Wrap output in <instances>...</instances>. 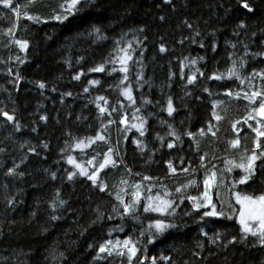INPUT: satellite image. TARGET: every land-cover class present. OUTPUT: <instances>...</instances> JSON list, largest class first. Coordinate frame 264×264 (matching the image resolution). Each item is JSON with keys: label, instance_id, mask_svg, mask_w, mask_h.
<instances>
[{"label": "trees", "instance_id": "trees-1", "mask_svg": "<svg viewBox=\"0 0 264 264\" xmlns=\"http://www.w3.org/2000/svg\"><path fill=\"white\" fill-rule=\"evenodd\" d=\"M12 3L13 7H20L21 10L15 38L27 40L29 47L22 51L11 42L9 35L4 34L17 23V19L13 12L0 4V108H5L10 113L15 110L16 117L23 126L20 132L15 133L11 125H3L4 118L0 117V147L7 149L5 154H0V264H120L121 258L116 256H101L97 259L98 246L105 239L123 240L127 236L135 238L139 229L146 227L153 219L160 218L159 214L143 213L141 210L138 215L142 224L131 219L105 220L103 224L88 228L83 235L80 232L81 228L87 227L95 218L94 210L97 205L105 215L111 214L112 206L117 204L115 195L123 187L120 184L122 179L129 181L130 194L131 184L140 182L143 175L159 177V181L154 179L144 183L147 186L156 185L153 194L157 191L163 194L160 189L162 183L175 197L179 195L175 192L176 187L194 178L200 188L187 190L189 194L194 195L201 189L204 179L205 169L199 167L201 155L208 154L205 163L209 169L215 164L219 175L220 170L226 167L225 161L239 162L245 147L251 154L255 133L243 123L251 106L244 99L237 100L223 95L227 89L234 92L248 90L247 82L241 85L240 81L234 79L214 81L198 77L196 84L187 86V91L191 93L188 96L184 87L186 80L180 77V61L184 57L203 56L205 59L200 61L197 67L207 77L216 71L225 73L231 67L229 55L235 52L233 59H237L239 67V58L243 56L244 48L242 44L237 43L238 40L249 43L252 52L261 51L262 46L258 39L253 42L249 36L236 37L233 31L240 19H245L250 24L249 34L253 30L259 32L264 28V0H255L257 12L251 18L236 8L235 0H175V10L168 6L161 7V0H97L99 7L84 8L64 23L52 19L63 0H36L35 4H30V0H12ZM229 6L233 11L226 15L225 9ZM25 11L39 15L48 22L28 21L23 18ZM162 15L166 17L165 21L159 19ZM184 19H188L201 31L206 46L215 40V52H212L210 47L202 49L199 44L185 39L194 33L182 25ZM93 26L100 27L101 35L107 39L101 40L97 35H89ZM140 28L145 31L139 32ZM213 31L216 33L214 38L208 35ZM122 34H126L125 41L133 43V60L140 61L129 64V77L137 106L141 103L142 95L151 100L153 105L158 100L164 105L167 96L171 95L177 112L173 117H168L166 112H159V105H149L144 109V113L159 112V118L154 116L149 119L148 134L145 137H139V134L132 130L127 134V142L123 140L120 131L122 125L117 123L108 126L103 134L109 137L111 146L118 148L120 156L123 157V163L118 164V167L109 166L100 174L109 185L108 191L112 195H108L99 192L85 177L78 176L73 181H68L67 172L76 170L67 163V157L71 155L79 163L87 164L88 160L96 156L95 163L99 164L103 153L108 150L109 144L104 142H97L83 150L77 149L75 141L94 137L101 131L103 124H107L108 117H104L102 123L98 118V109L95 104L90 103L96 96H105L110 107H119L118 101L124 105L128 104L116 87L122 73L109 75L111 65L105 73L88 71L108 57L115 47L114 41L120 39ZM145 36L147 40L144 39ZM161 37L168 48L166 53L159 52ZM137 38L143 43L136 44ZM181 39H185L184 44L179 43ZM228 42L237 43V47L231 48ZM17 57L20 59L17 60ZM81 57L84 58L83 61ZM245 59L248 63L245 68L240 69L242 76H248L253 69H264V59H253L250 56ZM116 67H119V64ZM141 70L148 83L144 84L143 88H138L136 74ZM81 71L85 72V75L79 81L73 79ZM183 71L187 76L191 75L194 69L189 66ZM16 73L20 76L18 81ZM170 73L176 74L171 81L172 86L163 87L162 90V86L169 83ZM94 79L101 81L100 86L89 84V81ZM38 82H44L46 87L40 89ZM253 83L259 87L262 81L257 77ZM86 87L89 88L88 92H84ZM205 87L209 88L212 95L203 91ZM68 92L72 95H66ZM220 100L224 101V104L215 111L222 119L217 122L212 115L213 103ZM126 110L131 120L134 109ZM41 116H47V122L41 120ZM113 118L118 121L119 115L113 113ZM160 119L173 123L181 133H198L201 128L207 130L211 122L216 134L197 135L196 141L183 136L182 146L173 150L161 148L156 139L157 133L165 137V142L172 138L167 136L168 128L160 124ZM238 120L241 123L237 125L240 129L237 137L232 124ZM249 123L255 127V121ZM33 128H36L35 132L32 131ZM134 138L143 140L148 150L141 153L132 143ZM236 138L240 139V147L233 149L229 141ZM197 141L199 152L196 151ZM26 142L38 146L39 155L28 154L27 161L21 166V171L25 172L23 178L4 176L7 168L12 166L13 159L18 163L27 153V148L19 147ZM43 143L48 144L47 149L42 147ZM261 143L264 145V138H261ZM153 151L155 156H151ZM180 157L184 158V165L180 164ZM115 158L119 161V156ZM169 160L173 161L178 170L174 176L169 175L167 170ZM189 161L196 169L195 174L180 171ZM125 165L132 170L131 175L126 172ZM53 172L56 173L55 180L50 178ZM241 174L239 169L230 174L225 173L235 179ZM57 190L60 192V198L68 203L54 213L61 219L52 221L50 216L53 212L49 205ZM237 190L255 195L264 193V176L258 173L256 179L247 185H239ZM220 192L230 193L224 187L219 189ZM11 197L16 198V203L14 207L9 208L7 200ZM125 199H129V196H125ZM176 211L178 216L175 222L180 227L170 230L155 244L148 246L149 260L145 264H150L151 257H156L158 264H167L160 259L165 256H172L174 259L179 256L183 260H190L191 264H264V245L255 242L252 237L244 244L228 245L226 250L220 246L233 236H239V225L235 220L208 219L206 223L201 224L197 222L199 216L196 213L181 219L185 211L192 212L191 202L187 200ZM33 212H36L35 217ZM120 224L124 225V230L113 231L109 236V230ZM202 229L209 233V237L217 232L226 235L223 241L212 245L210 239L201 235ZM198 242L205 245L201 258L192 255L193 252L200 251L196 247ZM90 245L93 247L90 248ZM60 253H64L67 259H60Z\"/></svg>", "mask_w": 264, "mask_h": 264}, {"label": "snow or ice", "instance_id": "snow-or-ice-1", "mask_svg": "<svg viewBox=\"0 0 264 264\" xmlns=\"http://www.w3.org/2000/svg\"><path fill=\"white\" fill-rule=\"evenodd\" d=\"M36 0H30V4H35ZM0 4L3 5L5 9H9L16 16L17 23H15L12 27L8 28L4 33L5 35H9L12 39L11 42L17 45L22 51H26L29 47V42L27 40H21L15 38V31L18 27V21L21 18V10L20 7H13L12 0H0ZM236 8L243 11L244 15L248 18H251L256 15L257 6L255 0H235ZM161 7L168 6L175 10V0H161ZM99 7L97 0H63V3L59 5V11L54 12L52 19L59 22L64 23L69 20L70 17H74L80 13V11L84 8H92L95 9ZM233 11V8L229 6L225 9L226 15L230 14ZM23 18L31 21L33 23H47L46 19H42L39 15L30 14L25 11L23 13ZM161 21H165V16H159ZM182 25L191 30L194 35H189L185 39H188L193 44H199L200 48L210 47L212 52H215L217 49V44L213 39V42L210 45L204 43V38L202 36L201 31L194 27L193 23H191L188 19H184L182 21ZM250 28V24L245 19H240L236 24V29L233 31V35L236 37H240L241 35L249 36L255 42L256 39L259 40L262 50L257 52H252L250 50V44L244 42L243 40H238L237 43L242 44L244 48V54L239 58V67H237V59H233L236 55L235 52L230 53L229 59L231 60V67L226 70L225 73H220L219 71L213 72L212 74L205 77V73L200 70L197 65L200 61H203L205 58L203 56H197L196 58L184 57L183 60L180 61L181 64V72L180 77L182 80H186L185 84V92L186 95L190 96L191 93L187 91L188 85L196 84L198 77L205 78L207 80L221 81V80H238L241 85H244L247 82V89H241L240 91H233L231 89H227L223 95L234 98V99H244L251 106L248 115L244 118L243 123L247 124L249 128H251L252 132L255 133V138L253 140V149L251 150V154L248 153V149L245 147L239 162L235 160H227L225 161L226 167L220 170V174L218 175L216 169V165L213 164L212 168L209 169L208 165L205 163V160L208 158V154L204 153L200 156L199 167L205 169L204 179H203V190L199 192L198 195H191L188 193V189L196 188L199 189L200 185L198 184L196 179H189L186 183L176 187L175 192L179 194L178 196H173L172 192H170L165 185L160 184V191L155 192L153 194V189L156 187L155 184H151V186L145 185L144 182H151L152 180L159 181V177H151L147 175L142 176V180L140 182L131 184V188L133 189L129 194V181L122 179L120 184L123 186L119 189V191L115 195V200L118 202L117 204L112 206L111 214L105 215V212L101 210L100 206L97 205L95 208V218L90 221L87 227L81 228L80 234L83 235L88 231V228L95 226L97 224H103L105 220L112 221L115 219H119L124 221L125 219H131L136 223L142 224L140 221L138 213H157L160 218L153 219L146 227H141L138 231V235L133 238V236H127L125 239H105L103 243L98 246V250L96 252V258L99 259L101 256L104 258L116 256L121 258L120 264H145L146 261L149 260L147 255L148 246L153 245L157 242V240L164 236L165 233H168L172 229H178L180 225H178L175 220L178 216L176 209L180 207L184 203L185 200L191 202L192 212L185 211L181 216L183 219L184 216H191L192 213H196L199 216L198 223L204 224L208 219H220L223 218L225 220H235V222L239 225V236H233L231 239L227 240L226 243L221 244L225 250L228 245H236V244H244L249 240V237L254 238L255 242L260 245H264V193L259 195L248 194L246 192L238 191L237 187L239 185H247L250 181L257 178V174L260 173L264 176V145L261 143V138H264V69L253 71L248 76H242L240 69L245 68L248 61L245 57H252L253 59H264V28H261L259 32L253 30L249 34L248 29ZM139 32L143 33L145 29H138ZM102 29L98 26H93L92 32L89 35H97L101 40L107 39L106 36L101 35ZM215 31L209 33L208 35L211 37H215ZM124 35L122 34L120 39L114 41L115 47L112 52L109 53L108 57H106L101 63L96 66L88 69L89 72L94 73H105L108 69V66L111 65L110 71L108 74L112 73H122V78L119 81V84L116 85L120 90V95L123 96L128 104L124 105L122 102L118 101L119 107H110L108 99L103 95H98L94 98V100L90 101V103L95 104L96 108L99 112V117L101 122L103 123V118L108 117L107 124H103L101 131L97 132L94 137H85L84 139H76L75 147L77 149L83 150V148L91 147L97 142H104L109 144L107 152L103 153V159L99 164H96L95 161L97 159L96 156L92 157V159L88 160V165L91 166V171L83 164L78 163L76 159L69 155L67 157V163L72 165L76 171H68L67 172V180L73 181L76 177H85L88 181H91V184L94 188H96L101 193H107L108 195H112L111 192L108 191L109 185L108 183L101 178V172H103L109 166L116 168L118 164L123 163V157L120 156L118 148L112 147L110 144V139L103 133L107 131L108 126L111 124H119L122 125L123 128L120 131L123 134V140L127 142L128 133L132 130H135L139 134V137H145L148 134V122L152 117L159 118V112H166L168 117H173L174 113L177 112V108L174 105L173 97L168 95L166 98V102L164 105L160 104V101H156L155 105L149 99H146L141 96V103L137 106V99L133 94V86L130 82L129 77V64L140 63V61L133 60V54L135 49L133 48L132 41H125ZM199 38V39H198ZM147 40V36L144 37ZM185 39H181L179 41L180 44H184ZM139 38L136 39V44H142ZM230 47L235 49L237 47V43L228 42ZM126 44V46H124ZM168 48L163 43V37H161V43L159 47L160 53H166ZM20 58L17 57V60ZM83 57H81V61H83ZM23 63V61H20ZM119 64V67L116 65ZM191 66L194 71L191 75L185 76L183 71L184 68ZM11 71V70H9ZM85 75V72L81 71L77 73L73 79L79 81L82 76ZM175 73H170L169 75V83L167 85L162 86L170 88L171 81L175 76ZM259 77L262 83L257 87L253 81L255 78ZM17 81L20 79L19 73H16ZM148 83L144 79L143 71H139L136 74V84L138 88H143L144 84ZM91 86H100V80H91L89 81ZM40 89H44L46 84L44 82H38L37 85ZM55 91V88H53ZM89 88H84V92H88ZM203 91L208 92L209 95H212L209 88L205 87ZM66 95L71 96L72 93L68 92ZM103 102V103H101ZM224 104V101H216L213 103V117L219 122L222 117L215 111L218 107ZM149 105L160 106L159 112H148L144 113V109H146ZM127 108L134 109L131 113V120H129V115L127 112ZM113 113H117L119 115V120L117 121L113 118ZM0 117H3V125H11L12 131L18 133L22 130V125L16 117L15 110L11 113L6 111L5 108H0ZM47 116H41V120L47 122ZM249 121H255V127L249 123ZM161 125H166L168 128L167 136L171 137V140L165 142V137L160 136L158 133L156 135V139L160 142V147H166L169 150L176 149L183 144V136H188L193 141H196V136H206L208 133H211L212 136H215L214 125L209 122L207 126V130L201 128L198 133H194L192 131H184L181 133L173 123L168 120L160 119ZM183 124L184 121H181ZM241 121H236L232 124V128L237 132V137L239 136L240 129L237 128V125L240 124ZM33 132L36 131V128L32 129ZM69 135H71L69 133ZM10 138V137H9ZM120 141H117L119 144ZM132 143L135 145L137 149L141 153H144L148 150L147 144L139 139L134 138ZM229 145L233 149H237L240 147V139L236 138L229 141ZM19 147L21 149L27 148V153L22 156L17 163L15 159H13L12 166L7 168L4 172V176L6 177H20L23 178L25 175L24 171H21V166L25 164L28 159V154L31 155H39L37 151L36 145H31L30 143L20 144ZM42 147L44 149L48 148L47 143H43ZM159 149H157L158 151ZM64 150L62 149V152ZM196 151L199 152V143L196 142ZM7 149L5 147H0V154H5ZM100 155L99 153L97 154ZM119 156V161L115 158ZM151 156H155V151L151 152ZM216 157H213L215 159ZM260 162L259 164L257 162ZM180 164L184 165L185 160L183 157H180ZM235 169H239L242 175L239 176L238 179L231 178L225 173H232ZM126 172L131 175L132 170L127 168L125 165ZM167 170L169 175L177 174V167L174 165L172 160L167 162ZM183 173L195 174L196 169L192 167L191 162L189 161L186 167H182L180 169ZM135 175H141L140 173H135ZM50 178L55 180L56 173L53 172L50 174ZM7 187V185H5ZM227 188L230 192V198L225 201L219 193L220 188ZM216 190L215 195L216 199L214 200L213 190ZM124 193V195H121ZM125 196H129V199H125ZM234 198V203H233ZM16 203V198L11 197L7 200V206L9 208L14 207ZM67 201L60 198V192L57 190L54 199L49 205L52 209L53 214L50 216L52 221H57L61 219L60 216L55 215L54 213L58 208H63L67 205ZM235 205H239L238 210L235 208ZM38 207V205H37ZM227 208L229 211L225 212L224 209ZM33 217L36 216V212L32 213ZM124 225L120 224L115 226L113 229L109 230L108 235L111 236L113 231H123ZM201 235L205 238L210 239L212 245H217L218 242L224 240L225 233H215L213 236L209 237V233L207 231L201 230ZM93 247L92 245L89 246ZM197 249L200 251L193 252L192 255L197 258H201V252L203 251L205 245L203 243L198 242L196 245ZM211 254V253H210ZM59 258L62 260H66L67 257L64 253H60ZM163 261H166L167 264H191L190 260H183L179 256L174 259L172 256H165L160 258ZM150 264H158L156 257H151Z\"/></svg>", "mask_w": 264, "mask_h": 264}, {"label": "rangeland", "instance_id": "rangeland-1", "mask_svg": "<svg viewBox=\"0 0 264 264\" xmlns=\"http://www.w3.org/2000/svg\"><path fill=\"white\" fill-rule=\"evenodd\" d=\"M38 4V3H37ZM78 162V161H77ZM79 163V162H78ZM83 165L85 166V167H87L88 169H89V171H91L92 169H91V166L90 165H88V163L87 164H84L83 163ZM76 170V169H75ZM236 174V173H235ZM242 175V174H241ZM202 185H203V182H202ZM201 185V191L203 190V186ZM133 190V189H132ZM131 190V191H132ZM200 190H198L197 192V194H194V195H198L199 194V192H200ZM239 191V190H238ZM215 192H216V190L214 189L213 190V195H214V200L216 199V195H215ZM122 195H124V193L122 194ZM220 196L225 200V201H227L229 198H230V193H225V192H220ZM118 203V202H117ZM233 203H234V198H233ZM236 208H237V210H238V208H239V205H236ZM224 211L225 212H227V208H225L224 209Z\"/></svg>", "mask_w": 264, "mask_h": 264}]
</instances>
